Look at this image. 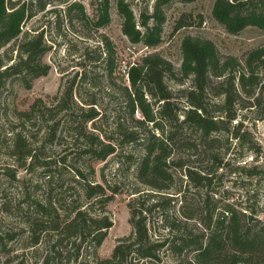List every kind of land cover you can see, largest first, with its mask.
<instances>
[{
  "label": "trees",
  "instance_id": "obj_1",
  "mask_svg": "<svg viewBox=\"0 0 264 264\" xmlns=\"http://www.w3.org/2000/svg\"><path fill=\"white\" fill-rule=\"evenodd\" d=\"M68 1L0 0V97L9 82L16 79L30 88L34 79L49 72L50 64L44 56L57 43L49 34L53 25L60 37H67V28L85 37L89 27L99 31L110 22L113 3L121 17L122 30L132 42L155 47L162 41L163 7L170 0H156L154 10L142 11L139 19L128 0H98L95 17L88 14L82 2ZM61 4L65 6H58ZM40 12L55 16L44 25L25 30V24ZM213 15L231 33L248 26L264 29V0H215ZM190 17V12L182 13L173 31L191 25ZM98 33L99 41L94 47L72 44L80 51L77 65L83 70L79 79L75 75L50 105L38 98L27 109L13 110L21 126L33 115L46 112L53 121L39 144L23 128L12 127L8 145L15 161L7 168L10 176L20 178L19 169L41 167L45 171L47 196L36 200L39 217L27 221L30 245L39 244L46 235L52 236L47 238L51 244L41 264H64L65 258L71 257V248L75 249L76 260L85 244L92 248L97 264H264V220L257 216L258 209L242 210L234 203L220 206V199L212 195L214 182L222 179L219 169L230 162L217 150L223 141L228 148L232 138L242 148L256 149L248 135V122L264 119V46L251 49L241 61L233 55L222 56L211 39L187 34L182 39L179 68L161 53L150 51L126 63L124 73L117 69L113 40L104 32ZM171 81L179 88L174 89ZM82 85L89 86L87 96L81 93ZM100 92L113 108L97 99ZM185 129L198 132V141L187 138ZM55 140L63 144L71 141L60 162L78 176L74 179L82 187L86 205L81 201L66 210L60 198L54 196L62 192L52 186L57 181L51 169L54 165L57 169L59 160L48 159L44 151L47 141ZM130 144L143 151L140 155H125L136 165V179L156 192L139 187L131 192L135 194L128 201L132 232L119 239L109 257L99 258L97 248L113 225L106 205L120 190L118 183L110 184L106 178V184L90 180L87 172L95 173L94 162L105 161L118 147L123 150ZM200 145L208 155L209 166H193L183 158H175L182 149L198 151ZM246 164L236 168L246 177L264 172L258 164ZM179 169L184 170L189 185L202 188L205 195L199 204H191L183 195L178 212L171 214L168 206L177 196L168 192ZM151 197L155 198L147 205ZM97 204L102 205L98 211ZM5 209L9 210V206ZM155 209L161 211L166 234L153 232L149 213ZM13 238L14 234L0 228V251L11 253L7 245ZM164 249H170L172 258L163 259ZM185 250L194 251L192 257H182Z\"/></svg>",
  "mask_w": 264,
  "mask_h": 264
},
{
  "label": "rangeland",
  "instance_id": "obj_2",
  "mask_svg": "<svg viewBox=\"0 0 264 264\" xmlns=\"http://www.w3.org/2000/svg\"><path fill=\"white\" fill-rule=\"evenodd\" d=\"M71 1L82 2L88 14L91 17L96 16L98 0H69L68 2ZM128 1L139 19L142 11H149L151 13L154 10L156 0ZM214 1L193 0L183 2L180 0H170L163 7L165 20L163 23L162 41L155 47H147L141 42H132L124 34L121 17L115 3L111 7L110 22L100 28L99 31L89 27L91 29L87 30L89 34H85V37L82 32L80 34L81 36H78L75 32H71L67 28L69 31L68 35L66 38H63L57 34L55 25L52 26L49 34L57 39V43L44 56L45 62L50 64L49 72L46 75L34 79L30 88L25 87L16 79L9 82L7 90L0 97V228L4 232L14 234V238L9 239L7 245V248L12 249L11 253H8V251L4 252L3 250L0 251V264H41L46 250H48L51 244L50 239L47 241V238L52 237L46 235L39 244L35 246L30 245L31 229L27 221L39 217L36 200L46 198L49 189V186L45 184L46 175L44 169L41 167L35 170L31 169L30 171L19 169L17 174H19L20 178L17 179L10 176L7 172L8 166L15 165V161L10 156L8 147L11 144L9 137L13 132L11 128H15L14 130H21L23 128L25 134L35 144H39L43 140L42 137L47 131L48 124L53 122L50 120L51 114L46 112L44 115L42 113L38 116L33 115L30 120L26 121L24 126H21V124H17L18 121L13 111L14 108L27 109L38 98H41L46 105H50L53 97L56 94H61L64 86L69 84L75 75H79V79L83 70L81 66L77 65L80 51H76V48L72 44L76 42L79 47H83V44L87 43L90 47H94L99 41L98 32L106 33L113 40L118 54L119 66L117 69L121 72H124V64L133 63L150 51L161 53L176 68H179L183 59L181 48L182 39L187 34L209 38L215 43L222 56L233 55L241 61L244 60L246 53L251 49L264 46V29L257 26H248L238 33L227 31L213 15ZM58 6L64 7L65 5L61 4ZM184 12H190L192 14L189 20H192L193 23L174 32V24L177 18ZM54 16L51 12L47 16L44 15V12H40L25 24L24 29L26 30L33 25H44L49 17L53 18ZM13 43L12 41L10 44ZM261 76H264L263 72H261ZM170 84H172L174 89L180 86L173 83V81ZM187 85L185 84V86ZM88 87L82 85L81 93L84 96L90 93ZM97 99L103 102L104 105L108 104V108H113L114 106L112 103H107V99H104L102 92L97 95ZM242 112L245 113V109ZM248 124V135L253 140L256 149L248 150L246 146L242 148L236 143V139L232 138L230 139L232 142L231 146L228 148L229 144L223 141L222 146L218 147L217 150H220L224 154L225 160L227 161L228 159L230 162L224 168L219 169V172L222 173V179L214 182L215 193L213 192L212 195L220 199V206H224L227 203H234L236 208L242 210L257 208V216H260L264 220V172H261V175L255 177H246L239 169H236L237 166L247 163L246 165L258 164L264 170V119H257L256 121L250 120ZM185 133L188 134L187 138L191 139V141H198L199 133L194 129H185ZM65 142L63 144L56 140L53 142L47 141L44 152L48 159L59 160L57 169H55V165L51 169V172L55 175L54 181H57V184L52 186L59 192L62 190L61 193L54 196L55 198H60L61 202L67 208L66 210H68L73 204L81 202L82 200L84 201L85 196L82 192L81 185L74 179L78 178V176L73 171H68L60 162V157L69 150L67 146L71 144V141L68 143ZM200 146L198 151H195V149H182L175 158H183L193 166H209L210 161H208V155L206 153V155L204 154L203 146ZM142 152V148L136 144L126 145L123 150L118 147L117 152L110 155L105 161L94 162L95 173L87 172L90 180L106 184V178L110 184L118 183L120 190L118 193H115L114 198L106 205L107 212L113 220V225L107 229L103 241L97 248L99 258L109 257L119 239L128 236L132 232V225L129 221L130 209L128 201L135 194L131 192L137 187L145 191L156 192V190L149 188V186L139 183L136 179V165L133 159L128 158L127 160L125 157L127 153L140 155ZM256 152L259 153L258 159ZM175 176L173 187L168 192L169 195L177 196L168 206V211L171 214L178 212L182 204L181 197L183 195L187 196L191 204L201 203L205 195L202 188L198 189L189 185L184 170H177ZM59 184H62V187ZM80 194L81 197H79ZM154 198L151 197L146 204L149 205L150 202H153ZM83 204L86 205L85 202ZM194 204L192 205L193 208H195ZM6 205L9 206V210L5 209ZM101 206V204H97L95 209L98 211ZM160 213L161 211L157 209L149 213L152 219L151 226L155 235L157 233H167L165 226L162 225V216ZM24 251L25 256H22ZM91 252L92 248L85 244L82 247L80 257L75 260V249L71 248L69 251L71 254L70 259L65 258L63 263L97 264ZM193 253L194 251L185 250L182 253V257H192ZM171 254L170 249H164L162 251L164 260L172 258ZM9 259L10 261H8Z\"/></svg>",
  "mask_w": 264,
  "mask_h": 264
},
{
  "label": "built area",
  "instance_id": "obj_3",
  "mask_svg": "<svg viewBox=\"0 0 264 264\" xmlns=\"http://www.w3.org/2000/svg\"><path fill=\"white\" fill-rule=\"evenodd\" d=\"M124 73H126V71H127V69H128V66H127V64H124Z\"/></svg>",
  "mask_w": 264,
  "mask_h": 264
}]
</instances>
